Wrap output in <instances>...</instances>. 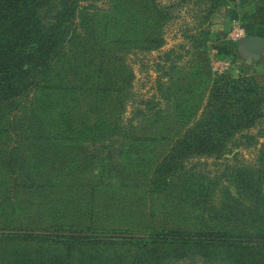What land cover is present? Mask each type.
Returning <instances> with one entry per match:
<instances>
[{
  "label": "trees",
  "instance_id": "trees-1",
  "mask_svg": "<svg viewBox=\"0 0 264 264\" xmlns=\"http://www.w3.org/2000/svg\"><path fill=\"white\" fill-rule=\"evenodd\" d=\"M170 16L160 0H0V264H264V82L211 72L186 32L184 53L158 55L159 94L134 99L128 54L164 44ZM121 161L146 167L147 204L114 193L136 187Z\"/></svg>",
  "mask_w": 264,
  "mask_h": 264
},
{
  "label": "rangeland",
  "instance_id": "rangeland-1",
  "mask_svg": "<svg viewBox=\"0 0 264 264\" xmlns=\"http://www.w3.org/2000/svg\"><path fill=\"white\" fill-rule=\"evenodd\" d=\"M160 1L170 7L171 14L164 25V44L151 50L135 49L128 54V60L135 72L132 87L134 99L146 98L153 92L159 94L160 91L155 88V78L159 72L157 62L160 58L158 55L169 48L184 53L185 48L188 47L187 37L184 36L186 32H198L201 37L200 48L206 52L207 65L211 72L226 71L233 76L238 74L254 75L259 82H264V50L260 51L261 56L254 57L253 52L246 47L244 41V36L248 33L264 35V0H222L208 19L203 17L204 8L211 3V0ZM186 56L188 55H184L181 60L187 59ZM181 60L180 62H182ZM202 65L200 60H191L186 68ZM129 109L130 106L127 107V110ZM127 114L128 112L125 113V115ZM254 152V148H247L242 150L241 155L247 158L251 157ZM148 154L145 148L139 155H132V159L136 160L133 164H136L137 161L141 163L145 158L147 162H153L156 156L155 151L152 149V153ZM199 159L200 162L196 164L197 170L206 175L221 174L224 159L214 157ZM195 160L196 158L190 159L191 163ZM119 166L126 170L125 178L135 182L136 187L126 189L117 186L114 193L125 200L147 204L151 197L146 194L148 178L146 167L144 165L134 166L131 163L128 164L127 161H121ZM219 180H222V175ZM160 200L164 201V198L162 197ZM160 200H156L157 204ZM110 251L112 250L110 249ZM117 252L122 253L123 249L119 248ZM181 262L182 264L202 263L198 257H187L181 259Z\"/></svg>",
  "mask_w": 264,
  "mask_h": 264
},
{
  "label": "water",
  "instance_id": "water-1",
  "mask_svg": "<svg viewBox=\"0 0 264 264\" xmlns=\"http://www.w3.org/2000/svg\"><path fill=\"white\" fill-rule=\"evenodd\" d=\"M245 45L252 52L254 57H258L260 51L264 50V35L258 33H248L244 36Z\"/></svg>",
  "mask_w": 264,
  "mask_h": 264
},
{
  "label": "crops",
  "instance_id": "crops-1",
  "mask_svg": "<svg viewBox=\"0 0 264 264\" xmlns=\"http://www.w3.org/2000/svg\"><path fill=\"white\" fill-rule=\"evenodd\" d=\"M261 56V54H259Z\"/></svg>",
  "mask_w": 264,
  "mask_h": 264
}]
</instances>
